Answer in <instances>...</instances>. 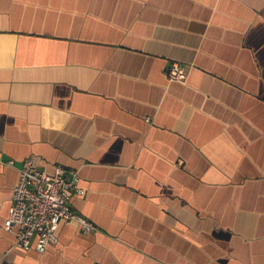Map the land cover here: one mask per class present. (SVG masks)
Wrapping results in <instances>:
<instances>
[{"label": "crops", "instance_id": "crops-1", "mask_svg": "<svg viewBox=\"0 0 264 264\" xmlns=\"http://www.w3.org/2000/svg\"><path fill=\"white\" fill-rule=\"evenodd\" d=\"M26 157L92 230L16 245ZM0 264H264V0H0Z\"/></svg>", "mask_w": 264, "mask_h": 264}, {"label": "built area", "instance_id": "built-area-1", "mask_svg": "<svg viewBox=\"0 0 264 264\" xmlns=\"http://www.w3.org/2000/svg\"><path fill=\"white\" fill-rule=\"evenodd\" d=\"M168 76L184 81L186 72L181 64L173 62L168 67ZM73 193L84 194L76 171L56 167L49 173L40 170L32 157L24 158L18 180L12 186L4 229L15 235L18 247L28 249L33 245L38 252L56 241L60 221H77L84 233L89 232L93 225L74 212L69 203Z\"/></svg>", "mask_w": 264, "mask_h": 264}]
</instances>
